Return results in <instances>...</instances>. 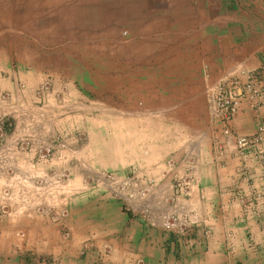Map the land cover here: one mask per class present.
<instances>
[{
	"label": "crops",
	"instance_id": "obj_1",
	"mask_svg": "<svg viewBox=\"0 0 264 264\" xmlns=\"http://www.w3.org/2000/svg\"><path fill=\"white\" fill-rule=\"evenodd\" d=\"M18 7L13 42L0 24L6 142L14 124L23 136L30 116L47 117L71 137L76 183L93 170L138 168L157 178L168 157L195 152L201 222L175 241L121 202L80 191L67 202L66 238L41 216L0 215L1 254L18 248L36 264H264V154L236 151L210 119L204 93L225 75L250 74L258 108L241 100L228 127L248 137L264 124V0H19ZM47 78L51 91L36 95ZM18 230L24 241L13 237Z\"/></svg>",
	"mask_w": 264,
	"mask_h": 264
},
{
	"label": "built area",
	"instance_id": "obj_2",
	"mask_svg": "<svg viewBox=\"0 0 264 264\" xmlns=\"http://www.w3.org/2000/svg\"><path fill=\"white\" fill-rule=\"evenodd\" d=\"M51 89V80L47 78L35 94L46 95ZM259 91L253 77L243 73L225 75L204 89L210 119L220 124L224 136L233 138L237 152H252L257 159L264 154V149L258 147L264 142V124H257L253 135L247 137L235 136L228 123L238 112L241 100L252 110L258 108ZM6 99L8 94H0V102ZM4 118L1 114L0 214L3 216L10 217L19 211L29 218L41 216L61 224L67 216L71 196L80 191H96L121 202L123 211L133 218L177 239L187 238L200 225L195 152H184L178 160L168 157L159 166L157 178L143 174L138 168L126 174L93 170L76 183L72 174L76 150L66 130H55L47 117L38 114L30 116L33 124L23 136L17 134L14 124L6 142L4 134L10 125Z\"/></svg>",
	"mask_w": 264,
	"mask_h": 264
},
{
	"label": "rangeland",
	"instance_id": "obj_3",
	"mask_svg": "<svg viewBox=\"0 0 264 264\" xmlns=\"http://www.w3.org/2000/svg\"><path fill=\"white\" fill-rule=\"evenodd\" d=\"M18 2L19 0H0V24L3 25V27H10V33H11V40L12 42L14 41V37L13 35L15 33H19V31L17 30V25L19 20L18 19H15V18H18V15L16 13H18ZM18 7V8H17ZM4 9H7L9 10V17L8 19L9 20H6L7 19V16L6 18L4 17V21L1 20V15L3 14V12H6V11H3ZM15 16V17H14ZM17 23V24H15ZM12 24H15V25H12ZM15 28V29H13ZM25 58V57H24ZM80 209L84 210L81 206L79 207ZM1 216H3L2 214H0ZM68 215V213H67ZM5 217V216H3ZM68 216H66L65 219H63V221L61 222V224H58V223H54L52 222L54 225H56V230L58 231V234H60L62 237H67L68 234H69V229H68V226L66 225V219H67ZM31 218V217H30ZM2 220H4L3 218L0 219V222H2ZM96 223H98V221H96ZM101 223V226H103L104 224L102 222ZM99 223V224H100ZM160 231H157V233H165L163 232L161 229H159ZM16 231V230H15ZM18 234H21L23 238V241L25 240L26 236V232L25 230H18V233L15 232L13 234V237L16 239L18 238ZM166 234V233H165ZM17 235V236H16ZM20 239V238H18ZM21 239L19 241H21ZM2 246V245H1ZM11 248H15L13 247V245H11ZM18 248L13 250L12 252H10V254H7V255H2L1 254V249H0V264H36V259L33 255L31 254H25V253H19L18 252ZM39 263V262H38ZM94 264H101L100 261L96 258L94 259Z\"/></svg>",
	"mask_w": 264,
	"mask_h": 264
},
{
	"label": "trees",
	"instance_id": "obj_4",
	"mask_svg": "<svg viewBox=\"0 0 264 264\" xmlns=\"http://www.w3.org/2000/svg\"><path fill=\"white\" fill-rule=\"evenodd\" d=\"M170 237L174 238L175 241H176V239H177V238H175V237H173V236H170ZM177 240H178V239H177Z\"/></svg>",
	"mask_w": 264,
	"mask_h": 264
}]
</instances>
